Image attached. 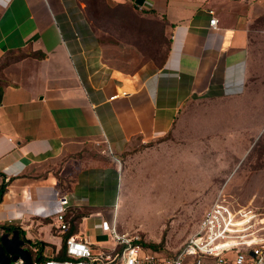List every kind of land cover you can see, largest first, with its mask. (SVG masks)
Instances as JSON below:
<instances>
[{
	"label": "crops",
	"instance_id": "0c3cea01",
	"mask_svg": "<svg viewBox=\"0 0 264 264\" xmlns=\"http://www.w3.org/2000/svg\"><path fill=\"white\" fill-rule=\"evenodd\" d=\"M107 2L139 4L164 19L170 40L158 66L126 74L105 64L81 1L0 0V58L26 54L2 70L0 81V183H7L0 264L13 256L31 264L35 242L48 254L61 248L65 235L56 233L54 217L64 193L86 217L79 231L111 247L94 224L118 222L122 160L133 162V182L167 158L189 152L198 160L202 144L192 141L194 152L175 140L186 128L202 127L211 107L213 116L245 109L262 118L255 130L263 123L264 0ZM209 10L216 27L209 26ZM243 130L233 134L246 145L252 136ZM90 143L100 144V152ZM106 151L113 160L103 158Z\"/></svg>",
	"mask_w": 264,
	"mask_h": 264
},
{
	"label": "rangeland",
	"instance_id": "374dc122",
	"mask_svg": "<svg viewBox=\"0 0 264 264\" xmlns=\"http://www.w3.org/2000/svg\"><path fill=\"white\" fill-rule=\"evenodd\" d=\"M77 1L84 4L86 19L102 46L103 61L110 68L131 74L149 64L158 66L164 60L170 40L164 19L126 2ZM22 55L9 53L0 58V81L4 79L2 70ZM210 110L202 127L199 124L183 130L181 121L179 132L183 131L175 140L184 145L182 149L194 152L192 141L202 144L204 152L199 149L196 153L199 162L186 152L172 161L167 158L163 165L155 163L152 170L144 172L142 182H133V162L122 160L120 173L125 182L116 225L122 232L139 236V242L153 250L175 251L219 192L229 200L242 205L251 202L264 210V120L255 130L262 118L254 119L243 108L238 112L223 110L214 116V108ZM241 128L244 135L252 136L246 145L244 139L235 137ZM90 145L100 152V144ZM106 152L103 158L113 160L112 154ZM58 165L53 166L55 171ZM61 183L69 187L68 182ZM153 244L156 248L151 247Z\"/></svg>",
	"mask_w": 264,
	"mask_h": 264
},
{
	"label": "built area",
	"instance_id": "2783aa9c",
	"mask_svg": "<svg viewBox=\"0 0 264 264\" xmlns=\"http://www.w3.org/2000/svg\"><path fill=\"white\" fill-rule=\"evenodd\" d=\"M139 10L142 5L137 6ZM209 26L216 27L212 15ZM60 206L55 214L54 228L59 235L72 233L64 239V258L59 250L48 254L43 247L40 259L31 264H264V210L251 202L239 204L219 192L205 210L193 232L172 252H161L139 242V236L119 232L114 220L99 218L94 227L111 239L107 249L91 241L79 231L84 216L72 221L73 209L69 194L57 195ZM37 250V249H36ZM34 250V251H36ZM7 264H24L17 257Z\"/></svg>",
	"mask_w": 264,
	"mask_h": 264
},
{
	"label": "trees",
	"instance_id": "16d2710c",
	"mask_svg": "<svg viewBox=\"0 0 264 264\" xmlns=\"http://www.w3.org/2000/svg\"><path fill=\"white\" fill-rule=\"evenodd\" d=\"M6 182H1L0 183V198H1V196H2V194H3V192H4V190H5V186H6ZM73 212V211H72ZM82 217V216H81ZM79 218H80V214L78 213V212H73V217H72V221L73 220H76V219H78L79 220ZM10 227H7V229H9ZM73 228H74V225L72 224V226H71V228H70V230L65 234V236L63 237V239L70 233V232H72V230H73ZM17 233L19 234V231H17ZM28 241V240H27ZM35 245H37V250L34 252V255H33V251H29L30 252V254H31V257H34V258H37V260L38 259H40V257H41V252H42V248H43V242H35L34 243ZM151 247H153V248H156V245H151ZM64 251H65V245H64V242H63V244H62V246H61V248L59 249V252H58V257L59 258H64L65 256H64ZM30 263H31V259H30Z\"/></svg>",
	"mask_w": 264,
	"mask_h": 264
},
{
	"label": "water",
	"instance_id": "95a60500",
	"mask_svg": "<svg viewBox=\"0 0 264 264\" xmlns=\"http://www.w3.org/2000/svg\"><path fill=\"white\" fill-rule=\"evenodd\" d=\"M17 258V256H13V260H15Z\"/></svg>",
	"mask_w": 264,
	"mask_h": 264
}]
</instances>
